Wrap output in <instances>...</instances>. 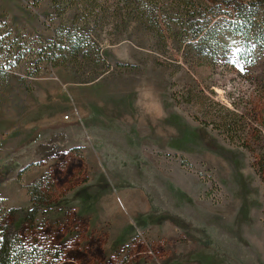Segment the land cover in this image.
<instances>
[{
	"label": "rangeland",
	"instance_id": "rangeland-1",
	"mask_svg": "<svg viewBox=\"0 0 264 264\" xmlns=\"http://www.w3.org/2000/svg\"><path fill=\"white\" fill-rule=\"evenodd\" d=\"M56 20L50 0H0V22L17 37L48 38ZM98 42L108 68L96 79L44 64L2 92L0 221L51 264H264V55L241 67L228 48L194 70L216 102L242 112V144L201 128L196 105L171 96L182 83L174 34L163 43L138 24L108 23ZM37 181L54 204L29 224L2 214L28 208ZM128 192L127 205L118 195ZM96 196L117 198L121 241Z\"/></svg>",
	"mask_w": 264,
	"mask_h": 264
},
{
	"label": "trees",
	"instance_id": "trees-1",
	"mask_svg": "<svg viewBox=\"0 0 264 264\" xmlns=\"http://www.w3.org/2000/svg\"><path fill=\"white\" fill-rule=\"evenodd\" d=\"M50 9L57 20L48 38L17 37L0 22V103L12 78L25 87L26 78L38 76L44 64L69 67L83 80L96 79L108 68L101 55L98 31L108 23L112 32L134 23L163 43L166 38L173 39V34L178 41L180 56L171 62L180 67L182 83L172 81L176 86L171 92L173 99L196 105L201 128L211 125L224 137L244 143L247 123L242 112L216 102L213 90L200 85L194 70L198 65H211L228 48L232 49L234 64L241 67L250 66L254 52L264 55V0H50ZM24 169L17 170L18 175ZM9 173L2 174L8 177ZM28 191V208L9 207L2 214L8 217L17 213L29 224L41 206L54 204L45 199L51 197L47 185L37 181L29 184ZM45 259V252L21 242L13 222L0 221V264H51Z\"/></svg>",
	"mask_w": 264,
	"mask_h": 264
},
{
	"label": "crops",
	"instance_id": "crops-1",
	"mask_svg": "<svg viewBox=\"0 0 264 264\" xmlns=\"http://www.w3.org/2000/svg\"><path fill=\"white\" fill-rule=\"evenodd\" d=\"M101 154V152L99 153ZM101 157V156H100ZM99 162H100V159H99ZM117 186H123V184H118V182H114L113 184H111L110 186L113 187V185H116ZM105 186V185H104ZM107 186V184H106ZM131 195V193H127V194H124V195H118V197H122L124 196L125 200H126V204L128 205L131 201L130 197H127ZM99 196V195H98ZM96 196L91 204L95 203V201H99L100 198ZM97 198V199H96ZM96 199V200H95ZM117 198L116 197H111V196H108L107 198H105V200L101 201V205L103 207V212H105V218L107 219H110L112 220V224L115 225V226H119V225H122V227L120 228V231L119 233L117 234L116 238L115 239H118L123 233H124V230H125V227L127 225L123 224L125 219H126V215L120 210L119 206L117 205ZM121 199V198H120ZM127 209V208H126ZM140 215H136V218H139ZM142 217V216H141ZM131 236V233L128 234ZM119 240V239H118ZM122 240V239H121ZM119 240V241H121Z\"/></svg>",
	"mask_w": 264,
	"mask_h": 264
}]
</instances>
